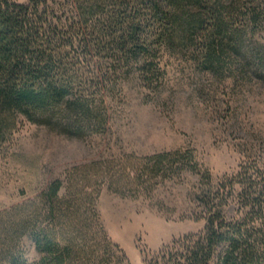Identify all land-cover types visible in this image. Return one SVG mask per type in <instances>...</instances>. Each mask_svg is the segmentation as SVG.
I'll use <instances>...</instances> for the list:
<instances>
[{"label":"trees","instance_id":"1","mask_svg":"<svg viewBox=\"0 0 264 264\" xmlns=\"http://www.w3.org/2000/svg\"><path fill=\"white\" fill-rule=\"evenodd\" d=\"M164 54L264 84V0H0V146L18 116L71 136L105 130L106 97L120 72L135 66L150 78ZM184 157L147 155L141 182L185 166ZM256 165L215 187L206 173L198 195L203 228L141 264H264V170ZM74 188L55 178L5 211L1 259L29 264L19 245L28 236L35 264H130L95 209L90 221L88 191ZM232 201L239 210L228 217Z\"/></svg>","mask_w":264,"mask_h":264},{"label":"rangeland","instance_id":"2","mask_svg":"<svg viewBox=\"0 0 264 264\" xmlns=\"http://www.w3.org/2000/svg\"><path fill=\"white\" fill-rule=\"evenodd\" d=\"M125 70L106 97L105 130L71 136L17 117L0 146V224L5 211L40 196L59 178L63 189L71 183L75 191H88L90 221L95 209L109 239L130 264H141L174 238L203 228L198 195L206 173L215 187L246 164L264 170V84L201 70L168 54L150 78L140 77L135 66ZM175 150L188 164L141 182L147 155ZM225 210L232 217L238 204ZM19 245L35 264L39 254L31 238ZM0 264L11 263L0 256Z\"/></svg>","mask_w":264,"mask_h":264}]
</instances>
